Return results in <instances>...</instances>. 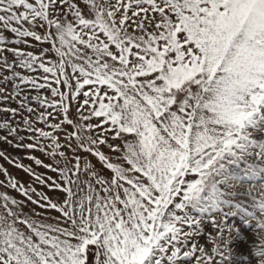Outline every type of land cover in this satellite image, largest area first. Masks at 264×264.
<instances>
[{
	"label": "snow or ice",
	"instance_id": "obj_1",
	"mask_svg": "<svg viewBox=\"0 0 264 264\" xmlns=\"http://www.w3.org/2000/svg\"><path fill=\"white\" fill-rule=\"evenodd\" d=\"M0 145V264H264V0H0Z\"/></svg>",
	"mask_w": 264,
	"mask_h": 264
},
{
	"label": "rangeland",
	"instance_id": "obj_2",
	"mask_svg": "<svg viewBox=\"0 0 264 264\" xmlns=\"http://www.w3.org/2000/svg\"><path fill=\"white\" fill-rule=\"evenodd\" d=\"M0 149L6 150L10 153L13 157H17L21 159L25 164H30L31 161L24 160L25 151L13 149L7 145H0ZM33 155L41 157V154L38 152H33ZM42 158V157H41ZM0 164H3L4 167L8 168V170L20 180L27 183L29 181V177L22 172V170L16 169L13 166L7 164V162L0 160ZM39 171L43 172L44 169H39ZM0 179H3L0 176ZM47 191V190H46ZM39 210V209H38ZM27 211V209H25ZM55 215V213H51ZM234 223L237 226V230L233 233V236L236 237L233 239L230 247L236 250V256L232 259V264H252V257L249 255L247 259L245 258V254L250 252L248 244L250 241L254 239V237L258 236L257 229H256V222L252 221L251 226L240 220L239 218H234ZM205 233L206 234H214L215 229H213L210 225H205ZM202 243H206V239L204 237L200 238Z\"/></svg>",
	"mask_w": 264,
	"mask_h": 264
}]
</instances>
